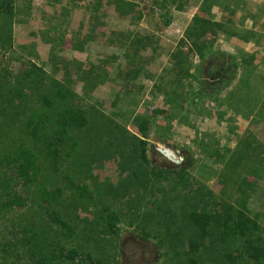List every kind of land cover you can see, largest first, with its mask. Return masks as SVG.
<instances>
[{
	"label": "rangeland",
	"instance_id": "1",
	"mask_svg": "<svg viewBox=\"0 0 264 264\" xmlns=\"http://www.w3.org/2000/svg\"><path fill=\"white\" fill-rule=\"evenodd\" d=\"M93 1L0 0V75L14 86L0 92V151H19L22 123L31 109L49 113L41 99L49 95L50 101L60 87L72 96L53 100V108L72 104L88 119L73 133L79 147L60 153L63 172L41 160L35 185L60 189L54 209L71 230L29 219L28 209H37L31 189L28 208L10 213L0 233L9 240L4 227L10 230L12 221L41 225L37 229L55 245H49V264L61 243L89 252L100 264H227V255L237 264H255L245 257L249 248L264 250V174L250 175L264 153L258 114L264 106V0H102L98 13ZM30 63L42 69L43 80L37 86L24 80L10 113L15 86ZM141 142L148 163L141 159ZM96 144L104 145L99 151ZM158 149L171 150L179 164ZM227 150L228 162L232 155L238 166L226 175L225 163L206 153ZM160 171L169 179L157 180L153 173ZM246 180L254 190L244 188ZM79 190L93 200L87 203ZM146 196L142 215L134 212L131 202L145 204ZM160 208L174 213L170 226L143 231L144 213L154 220ZM183 209L198 216L193 226ZM105 211L119 218L114 233L104 225ZM243 211L254 224L238 239L226 227ZM202 218L209 226L201 225ZM25 252L23 259L22 251L0 264H40Z\"/></svg>",
	"mask_w": 264,
	"mask_h": 264
},
{
	"label": "trees",
	"instance_id": "2",
	"mask_svg": "<svg viewBox=\"0 0 264 264\" xmlns=\"http://www.w3.org/2000/svg\"><path fill=\"white\" fill-rule=\"evenodd\" d=\"M9 2V1H8ZM96 5H94V11L98 13L100 10L97 3H102V0H95ZM6 6H10V3H8ZM120 11V8L118 9ZM122 12V9H121ZM84 44H87L89 41L87 38L83 39ZM80 45H82L81 41L79 42ZM76 47V45H75ZM199 54L202 58H204L205 55V46L202 47L201 50H199ZM31 67L30 71L25 72L24 74H21L20 80H23L22 82H19V84L15 87H17L18 94L15 99H13V103L15 105L12 106V109H10V113H12L13 109L17 107V104L19 99H21L20 93H22L23 87L25 85L24 80L29 82L30 85H38L42 82L43 78H41V74H44L42 69L38 68L36 65H33L32 63L29 64ZM3 75H0V92L4 93L6 87L7 90H12L14 88L13 85L5 81ZM6 82V83H3ZM3 83V85H2ZM72 93L67 92L65 93L63 90V87H60L59 89L55 90L53 94V98L49 101V95L47 97V101H44L41 99V103L43 106L41 108L49 109L51 108V111L44 112L42 110L44 109H31L30 117L26 121V123H22V127L20 129V132L18 136H20L22 139L19 143V151L17 153H14L12 156H7L3 154L0 151V226L3 227L4 220L9 218V214L13 211H23L24 209L28 208V193L31 191V189L34 190V194L37 197H35V202L33 201L34 206L37 208L34 209H28L31 213L28 217L29 219L33 220L35 224H39L40 222L44 225H49L51 227L50 221L53 222L55 226L61 227V228H68V231L71 230L70 227L66 223L63 222L61 217L58 215L57 211L54 209V205L56 204L58 198H60L61 191L60 189H51L48 190V188L42 187V188H36V184L38 182L39 175L41 174V166L40 161L44 160L46 161L52 168L59 171L60 166L64 165L63 163V157L61 156V152L65 149L66 152H68L71 148V151H74L75 148H78L80 143L78 140L75 139L73 136L74 131L76 130H82L84 129L88 124L87 119V112L85 109H82L80 107H73L72 104H68L66 108L60 110L57 108H53L55 104L53 103V100L56 99H66L68 96H72ZM263 107V108H262ZM259 111L260 118L264 121V106H262ZM54 109V110H52ZM39 110V111H38ZM25 111V110H24ZM0 112L2 113L1 109ZM21 116V115H20ZM24 133V135H22ZM33 142L37 146V151H35V148H31L29 145H26V142ZM142 149V156L141 159L145 162H147L146 159V143L141 142ZM99 151L100 145L96 144ZM134 152V151H133ZM226 154H222L219 151L210 152L207 151L206 155L210 157L211 159H214L216 163L222 164V162L225 163V174L226 172L230 170H234L237 168L238 164L233 162L232 155L229 157V161L226 159L228 157V154H231L229 150L225 152ZM132 155V154H131ZM102 156V155H101ZM132 157H135V153ZM259 162L260 165L255 167L254 169L250 170V175H254L259 177L260 175L264 174V153H261L259 155ZM62 161V162H61ZM89 166L87 165V168ZM67 170V169H66ZM65 170V171H66ZM60 173L63 171H59ZM154 177H156L157 180L161 181L163 179H169V176H166L163 172H154ZM171 175V173H169ZM227 175V174H226ZM245 179V178H244ZM244 181V180H243ZM71 186L76 185L75 182L71 181ZM253 183L248 182L247 180L244 182V188H246L248 191L254 190ZM75 187V186H74ZM78 195L81 196L82 199H84L87 203L90 199L93 197L84 191H77ZM27 196L25 198L24 196ZM249 197V196H247ZM139 199V198H138ZM146 203L144 204L140 200H134L131 202V207L133 208L134 212L135 209L140 214L142 210H145L147 208V204L150 202L148 200V197L146 196ZM93 200V199H92ZM148 202V203H147ZM37 205V206H36ZM245 205V204H244ZM243 205V206H244ZM242 206V207H243ZM98 209V205L94 206ZM245 210H248L246 207H244ZM246 211L239 212L237 219L229 226L226 227L228 230V234H232V236L241 239L245 237L246 232L248 231L249 225L254 224L252 220L249 219L247 216ZM184 216L190 217L191 224L192 222L195 223L198 220V216L195 215V213H189V211H186L183 209ZM142 215V214H140ZM174 215V213H169V215H165L163 208H160L157 213L155 219L149 218L146 220L145 213L143 215V219L141 221L143 228V231L151 226L154 227L156 224H164V227L170 226L168 218L170 216ZM8 216V217H7ZM140 218V216H138ZM27 218V217H26ZM48 218V219H47ZM13 220V218H12ZM11 220V221H12ZM153 220V221H152ZM103 221L104 225L107 226L108 230L112 233L115 232L117 229V223L119 222V218L117 215L113 213H109L105 211V215H103ZM201 225L206 226L208 225V222L205 219H201ZM199 224V222H198ZM212 225L215 227L220 225L219 222H212ZM41 226V225H40ZM37 225V228L40 227ZM140 226V228H142ZM193 226V224H192ZM198 228H201L202 226L196 225ZM209 226V225H208ZM207 226V229H208ZM36 227V226H35ZM35 227H29L28 225H24L21 222L14 223L12 221L11 223V229L8 230V227H4L5 231H8V234L11 236L10 239H7V236L0 233V258L1 260L8 259L7 257L11 255L19 256V252H22L20 254V258H24L26 255L25 250H28V253L32 255V257H38V260L40 264H49L50 259L49 256L51 254L50 246H55L54 242H49L47 239V234L42 235L43 232L42 227L40 229H37ZM150 227V228H151ZM156 229H153L154 232H156ZM204 229V228H203ZM205 229V231L201 234L203 235L205 232L208 234V230ZM203 230L201 229V232ZM144 233V232H143ZM173 234V233H171ZM240 235V236H239ZM172 236V235H171ZM208 236V235H206ZM71 236L67 237L70 238ZM145 239H150V233L146 234L144 233ZM194 244V243H193ZM191 243V245L193 246ZM57 251L59 252L56 259L55 264H64L66 261H72L75 262L76 260H79L78 264H100L98 260H95L92 255H90L89 252H84L83 254H80V249H73L67 250V248L63 245V243L56 246ZM76 254H79L76 256ZM245 260L248 259V261H252L255 264H259V261H262L264 259V250L260 247H252L247 250ZM232 256L227 255L226 260L227 264H237L238 261L236 259L231 258ZM18 261V260H17ZM119 264V263H114ZM239 264H242L241 260H239Z\"/></svg>",
	"mask_w": 264,
	"mask_h": 264
},
{
	"label": "water",
	"instance_id": "3",
	"mask_svg": "<svg viewBox=\"0 0 264 264\" xmlns=\"http://www.w3.org/2000/svg\"><path fill=\"white\" fill-rule=\"evenodd\" d=\"M158 152L167 158L169 161L171 160L175 164H179V161H177L176 155L168 149H158Z\"/></svg>",
	"mask_w": 264,
	"mask_h": 264
},
{
	"label": "crops",
	"instance_id": "4",
	"mask_svg": "<svg viewBox=\"0 0 264 264\" xmlns=\"http://www.w3.org/2000/svg\"><path fill=\"white\" fill-rule=\"evenodd\" d=\"M93 2H94V5H96L95 1H93ZM98 4L101 5V6H99V9H98V10H100V11L103 10V8H104V6H102L103 3H97V5H98ZM92 5H93V4H92ZM94 5H93V7H92L93 9H94V7H95ZM89 6H90V5H89ZM96 11H97V10H95L94 12H96ZM100 11H99V12H100ZM96 13H97V12H96Z\"/></svg>",
	"mask_w": 264,
	"mask_h": 264
},
{
	"label": "bare ground",
	"instance_id": "5",
	"mask_svg": "<svg viewBox=\"0 0 264 264\" xmlns=\"http://www.w3.org/2000/svg\"><path fill=\"white\" fill-rule=\"evenodd\" d=\"M171 161V160H170ZM172 162V161H171Z\"/></svg>",
	"mask_w": 264,
	"mask_h": 264
}]
</instances>
